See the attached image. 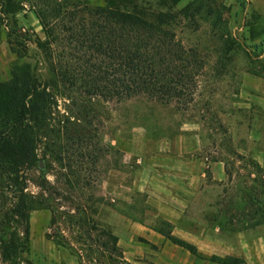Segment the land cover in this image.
Returning <instances> with one entry per match:
<instances>
[{
  "label": "rangeland",
  "instance_id": "rangeland-1",
  "mask_svg": "<svg viewBox=\"0 0 264 264\" xmlns=\"http://www.w3.org/2000/svg\"><path fill=\"white\" fill-rule=\"evenodd\" d=\"M48 1L0 0V81L11 79L14 66L26 68L50 96L47 124L35 134V164L19 174L16 188L0 171L2 223L21 187L48 206L30 214V262L183 264L193 259V264H211L166 241L160 247L148 243L140 227L203 241L200 255H247L241 242L256 236L248 231H264V170L252 155L264 161V0H197L189 11L186 7L196 0H59L67 5L107 3L146 17L173 16L170 31L203 63L192 102L180 105L145 96L102 101L60 85L35 45L44 36L34 8ZM11 9L16 13L7 14ZM190 14L193 19L183 17ZM199 123L212 151L222 156L228 181L218 186L208 174V187L199 189L175 225L162 218L170 207L163 200L148 202L138 194L121 201L109 190L116 184L110 174L122 163L112 142H129L140 131L173 138L183 125ZM69 172L74 175L67 176ZM8 225L0 237L11 232ZM100 231L117 238L121 256L106 252L102 245L109 241Z\"/></svg>",
  "mask_w": 264,
  "mask_h": 264
},
{
  "label": "trees",
  "instance_id": "trees-1",
  "mask_svg": "<svg viewBox=\"0 0 264 264\" xmlns=\"http://www.w3.org/2000/svg\"><path fill=\"white\" fill-rule=\"evenodd\" d=\"M61 2L51 0L34 8L44 36L35 41L36 48L60 85L102 101L145 96L164 104L192 102L203 63L170 31L173 16L152 13L146 17L115 10L107 3ZM195 3L197 0L186 7L188 11ZM183 17L193 19L194 15ZM49 99L47 88L36 84L26 68L14 66L11 79L0 81V171L15 188L19 174L36 162L35 134L47 124ZM24 191L22 187L17 190L14 203L4 214L5 221L0 220V232L6 224L11 226V232L0 237L1 264H32L28 259L30 214L48 206L45 200H36ZM157 232L193 257L212 264H242L233 257H204L171 232ZM100 233L109 241L102 245L106 252L121 256L117 238ZM55 244L62 247L63 243Z\"/></svg>",
  "mask_w": 264,
  "mask_h": 264
},
{
  "label": "crops",
  "instance_id": "crops-1",
  "mask_svg": "<svg viewBox=\"0 0 264 264\" xmlns=\"http://www.w3.org/2000/svg\"><path fill=\"white\" fill-rule=\"evenodd\" d=\"M248 139L246 144L248 143L247 146L250 147L252 143ZM112 143L122 154V163L110 174L111 178H115L116 184L111 185L109 190L116 197H120L121 201H131L138 194L146 197L148 202H154V199L163 200L170 204V207L162 218L171 225L180 220L183 211L193 202L199 189L208 187V174L211 181L216 182L218 186L228 181L223 158L210 148L208 134L200 123L183 125L173 138L168 136L153 138L140 131V137L129 142L119 139ZM216 147L218 148V145ZM252 155L264 170V161L262 162L261 157L256 156L254 152ZM140 231H145L143 236L152 245L160 247L165 241L170 243L155 230L140 227ZM173 231L170 234L172 237L194 247L197 253H200L198 249L203 241L193 243L189 239H179ZM248 232L256 234L241 242V246L248 249V254L235 258L240 259L242 264H264V231ZM214 233H217V230H214ZM185 252L193 258L189 252ZM202 256L212 257L203 254ZM170 263L180 264L177 261ZM183 264H193V259Z\"/></svg>",
  "mask_w": 264,
  "mask_h": 264
}]
</instances>
